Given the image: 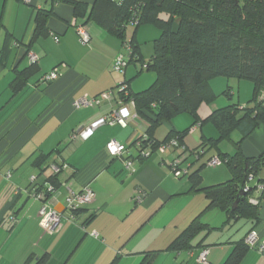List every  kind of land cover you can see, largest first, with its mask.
Instances as JSON below:
<instances>
[{
	"label": "crops",
	"instance_id": "1",
	"mask_svg": "<svg viewBox=\"0 0 264 264\" xmlns=\"http://www.w3.org/2000/svg\"><path fill=\"white\" fill-rule=\"evenodd\" d=\"M77 1L89 7L94 2ZM38 10H52V14L46 34L33 41ZM76 23L81 22L73 19L69 6L51 5V0H33L32 6L20 0H0V264H140L148 252H158L151 264H201L197 257L203 249L208 252L204 264H224L251 229L264 242V196L252 224L247 219H231L215 208L206 209L208 201L202 192L188 193V178L176 180L170 174L168 162L173 159L179 158L181 166L188 162V173L206 160V154L195 156L191 151L218 136L208 124L191 129L182 147L169 148L164 154L156 151L142 160L136 157L134 143L145 136L147 125L134 113L125 128L104 125L87 140L72 137L116 108L119 96L114 93L110 101L82 109H75L74 101L114 90L123 81L131 89L130 81L136 76L128 67L124 74L109 71L121 54L117 39L89 23L85 29L90 41L82 45ZM134 40L140 43L138 31ZM27 50L37 56L39 72L14 92V71L30 65ZM53 68H58L59 78L43 82L41 77ZM210 87L213 91L214 86ZM225 105L216 100L203 104L198 115L204 119ZM192 123L187 115L175 117L155 130L154 139L162 141L170 129L181 132ZM111 141L123 144L127 152L111 158L105 151ZM227 149L222 152H234ZM240 151L245 157H257L264 151V126L241 142ZM50 154V162L67 166L57 177L55 194L45 195L54 210L64 211L69 191L79 192L87 186L95 194L76 222L63 218L56 233L44 230L38 216L42 201L29 196L48 178L47 163L41 158ZM205 167L200 170L203 187L231 177L226 165L211 171ZM195 218L206 229L191 240V250H167ZM238 264H264V251L248 250Z\"/></svg>",
	"mask_w": 264,
	"mask_h": 264
},
{
	"label": "trees",
	"instance_id": "2",
	"mask_svg": "<svg viewBox=\"0 0 264 264\" xmlns=\"http://www.w3.org/2000/svg\"><path fill=\"white\" fill-rule=\"evenodd\" d=\"M55 4L71 8L73 19L81 22L74 25L75 30L77 27L85 29L86 24L91 23L117 39L122 49L129 46L127 66L142 59L135 45L136 30L143 25H153L158 29L159 36L154 40L153 53L148 61L142 63L138 72L146 70L154 73L153 83L138 93L130 89L128 81L111 90L123 86L117 94L119 100L132 102L134 115L147 125L145 136L136 142H140L141 148L150 146L152 154L159 146L170 141L176 142L175 147H182L183 138L191 129L196 125L211 123L218 136L204 140L196 150L191 151L195 156L206 154L207 158L193 172L186 173L190 181L188 193L202 192L208 201L206 209L215 208L231 219H247L254 224L258 219L259 205L249 204L248 196L251 193L245 194L234 210L231 208L239 190L245 186L251 191L261 184L263 192L260 199L264 196V151L257 157H245L240 151L241 142L259 126H264V0H94L90 7L77 0H51V5ZM27 6H32V3ZM51 14L52 10L36 12L33 41L46 34V23ZM128 28H132L133 34L126 41ZM29 53L27 50L25 55ZM29 64L22 71H14L15 78L11 85L14 92L39 72L38 61H29ZM220 77L251 82V99L246 106L239 108L232 103L231 91L226 88L223 94L228 103L201 119L199 107L211 105L217 98L210 82ZM183 115L193 121L187 130L180 132L170 129L162 141L154 139V132L161 124L170 123L175 117ZM234 131L241 135L239 141L233 143L234 152H220L218 145L222 140L229 139ZM136 142V157L142 160ZM51 155L42 157L41 162L48 164ZM215 157L227 166L231 177L223 183L203 187L200 170ZM58 175L46 180L56 190L59 187ZM250 176L253 179L249 182ZM46 181L38 189L32 190L45 192ZM80 212L77 211L76 215ZM204 229L206 227L199 222V218H195L167 250H191V240ZM244 239L235 244L224 264H238L250 250L244 244ZM157 253H145L140 264H151ZM38 264H42V261Z\"/></svg>",
	"mask_w": 264,
	"mask_h": 264
},
{
	"label": "built area",
	"instance_id": "3",
	"mask_svg": "<svg viewBox=\"0 0 264 264\" xmlns=\"http://www.w3.org/2000/svg\"><path fill=\"white\" fill-rule=\"evenodd\" d=\"M24 4H31L32 0H22ZM76 34L78 36V40L82 45H86L89 43V35L87 34L86 30L83 27H77L76 28ZM54 41H57V38H53ZM124 52H126V55L120 54L118 55L115 60L113 61L111 65V70L118 73H123L124 69L127 67V62L129 60L130 55V47L124 46L123 47ZM28 60L33 63L38 61V58L36 55H34L32 52H30L27 55ZM60 73L58 68H54L49 73L45 74L42 78L43 82H52L59 78ZM123 86H121L119 89H116L115 91H106L94 98H87L82 97L73 103V107L75 109H82L86 107H92V106H99L104 101H110L114 93H118V91H122ZM117 107L112 109L107 115L98 118L97 120L91 122L88 126L83 127L79 129L77 132L73 133L74 138L78 137L81 140H87L92 133L97 130L99 127L104 125L109 126H120L122 128H125L128 125L129 120L131 119L133 115V103L132 102H126L123 103L121 99L117 103ZM145 141V139H144ZM140 142H136V147H139V154L142 159L148 158L152 152L150 150V146L142 147L141 148ZM176 142L170 141L166 145L159 146L157 148V152L159 154H164L167 149L169 148H176ZM106 153L111 158L120 157L121 155L125 154L127 152L126 147L123 144H120L116 141L108 142L105 146ZM223 162L219 158H212L208 163V167H217L222 165ZM67 166L65 164H59L55 163V161H51L47 164L46 169L50 172L47 179L58 175L60 172L65 170ZM127 169L130 168V163H126ZM170 171L174 174L176 178L186 176L187 170L184 169L182 171L181 169V160L179 158L173 159L169 163ZM182 171V172H181ZM9 177V174L7 175ZM253 177L250 176L248 178V181H252ZM31 183L35 181V178H31ZM56 189L52 187L47 181L45 183V192H37L36 190H32L31 193H29V196L36 200V201H42V205L38 211V216L41 220V224L44 228V230L48 233H56L60 226H61V220L64 218L67 221L71 223H75L77 219L76 212L79 210H82L83 208L89 206L92 204L95 198V194L89 187H84L79 192H72L69 191L68 197L65 201V208L64 211H56L54 210L49 203H47V198L45 196V193L50 195V197L55 194ZM243 192L245 194L251 193V195L248 196V202L249 204L253 206H258L260 204V196L263 192V186L261 184L257 185V187L254 190H249L247 186L243 188ZM49 197V198H50ZM244 244L250 249V250H256L257 252L261 253L264 251V242H261L258 238V235L255 230H250L244 239ZM207 255L208 252L206 249H203L198 257H197V263L204 264L207 262Z\"/></svg>",
	"mask_w": 264,
	"mask_h": 264
},
{
	"label": "rangeland",
	"instance_id": "4",
	"mask_svg": "<svg viewBox=\"0 0 264 264\" xmlns=\"http://www.w3.org/2000/svg\"><path fill=\"white\" fill-rule=\"evenodd\" d=\"M33 2V0H32ZM23 5L27 6L23 2H21ZM131 28H128L127 30V37L126 41L130 39V34H131ZM138 31L139 38H140V43H136L135 45L138 46L141 54V62H134L129 64L127 67L129 70L135 71L136 76L133 77L130 81L131 83V89L134 93H138L146 88H148L154 81L155 75L152 72H147L146 70H142V72L138 73L141 65L143 62H146L150 59L152 53H153V44L154 40L158 38L159 36V31L158 29L153 26V25H143L140 26L136 32ZM121 54L126 55V52H124V49L121 50ZM127 69V68H126ZM109 71L112 73H117L111 70V67L109 68ZM126 71V70H125ZM138 73V74H137ZM121 75V74H120ZM214 86V93L217 96L216 101L224 102L225 104L227 102V97L223 94L224 91L226 90L227 85H229L231 89V95H232V103L237 104L239 108H242L247 105L248 101L251 99L252 96V83L246 80H235V79H225V78H216L211 81V83ZM208 124V128H212L215 133L217 134V130L211 123H206ZM233 133V134H232ZM231 133V137L229 139H224L220 142L218 145V149L220 152L225 150H228L229 148L231 151L234 150V142L235 138L239 135L237 131H234ZM223 153V152H222ZM188 162H185L183 166H181L182 171L185 169V166L187 165ZM225 167V164H222ZM206 170H213L215 167H205ZM181 171V172H182ZM172 177L176 180H186L187 176H182L181 178H176L172 172H170Z\"/></svg>",
	"mask_w": 264,
	"mask_h": 264
},
{
	"label": "water",
	"instance_id": "5",
	"mask_svg": "<svg viewBox=\"0 0 264 264\" xmlns=\"http://www.w3.org/2000/svg\"><path fill=\"white\" fill-rule=\"evenodd\" d=\"M244 196H245V193L243 192V189H240V190H239V193H238V195H237V198H236V200H235V202H234V204H233L231 210H234V209H235V207H236V206L238 205V203H239V200H240L242 197H244Z\"/></svg>",
	"mask_w": 264,
	"mask_h": 264
}]
</instances>
